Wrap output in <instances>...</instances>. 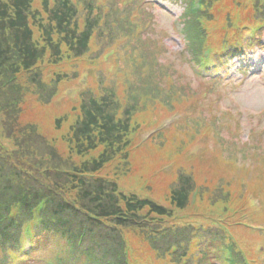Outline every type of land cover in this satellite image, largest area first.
Masks as SVG:
<instances>
[{
    "label": "trees",
    "instance_id": "1",
    "mask_svg": "<svg viewBox=\"0 0 264 264\" xmlns=\"http://www.w3.org/2000/svg\"><path fill=\"white\" fill-rule=\"evenodd\" d=\"M171 1L187 5L183 39L198 60L208 41L220 49L216 56L222 64L249 49L264 50V0ZM153 5L148 0H0V243L7 242L6 248L15 250L24 227L36 224L42 236L58 242L53 256L59 264H135L127 257L125 235L135 229L157 264H167L169 256L172 264H224V222L241 219L264 228V175L254 182L242 178L232 189L226 178L205 179L194 206L189 205L198 184L194 167L190 175L177 167L167 204L123 190L122 180L137 170L135 158L144 154L132 144L136 116L156 112L167 90L176 100L198 98L202 117L211 103L194 77L179 68L154 81L166 67L160 56L166 57L167 49L135 63L137 85L127 93L132 101L108 89L101 101L90 91L78 103L57 100L78 75L79 60L100 61L103 50L115 44L119 65L137 52V42L149 32L142 27L155 19ZM52 68L62 69L53 83L46 81ZM30 96L38 109L58 114L56 134L27 118ZM193 128L184 132L191 135ZM213 131L212 125L199 128L200 134ZM85 228V244L78 248ZM238 232V261L264 264V250L256 252L264 229L242 226Z\"/></svg>",
    "mask_w": 264,
    "mask_h": 264
},
{
    "label": "rangeland",
    "instance_id": "2",
    "mask_svg": "<svg viewBox=\"0 0 264 264\" xmlns=\"http://www.w3.org/2000/svg\"><path fill=\"white\" fill-rule=\"evenodd\" d=\"M156 1L159 6L152 7L151 10L153 15H155V19H150L152 28L141 41L137 42L139 46L137 49L144 50L150 54H152L153 51L161 52V48L156 41L159 31L162 29L170 31L172 29V17L182 11V8L179 5L172 3L169 0ZM173 42L174 44L171 46L172 50L176 52V54L174 52H169L167 55L168 58H173L177 54L179 55L178 49L183 45L178 37H175ZM169 43L171 44V42ZM244 59L249 60L250 64L252 63V71L256 70V73L258 74L241 85L240 80L243 75L237 72L240 64L237 59L227 70V74H234L235 76L232 78V83H230L229 86H224L222 95L221 93H218L217 95L219 96L216 99H224L226 105H231L233 111L242 119L244 123H249L252 120L253 124H256L259 119L262 120L259 115H264V111L261 114L259 113V111L264 109V51L252 50L248 52ZM244 59L240 62L243 63ZM128 72L130 74L133 73L130 65ZM75 87L76 86L70 88L69 90L72 91ZM36 101L37 100H35L33 96H30L29 105L31 113L27 115V118L36 120L43 130L56 134L57 130L54 127V123L58 114L50 109H38L36 107ZM262 124H264L263 120ZM225 134H228L227 130L225 131ZM241 146L244 147V145ZM252 151L264 154V147L254 150H245V157L241 152L240 159L244 160L240 162V164L247 165L246 167H233V174L239 179L246 178L249 181L254 182L258 175H264V162L263 160L255 159L251 156L249 157V154ZM238 152H240L239 149L237 150V153ZM169 155L170 152L168 150H163L159 156L161 160L167 162V157ZM149 161L150 158L148 156H143V158L141 156H136L135 162L137 163V170L130 177L123 179L121 186L124 191L129 192V190H134L143 196L154 198L159 203L167 204L168 181L165 177L169 174V172L166 170L160 171L154 165L149 164ZM112 167L113 164L104 168L102 173L106 174V171ZM171 169L172 168L168 170Z\"/></svg>",
    "mask_w": 264,
    "mask_h": 264
}]
</instances>
